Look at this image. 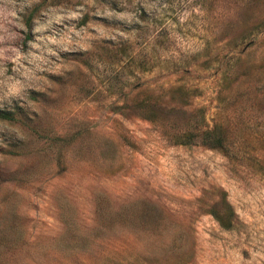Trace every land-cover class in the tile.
Here are the masks:
<instances>
[{"label": "rangeland", "instance_id": "374dc122", "mask_svg": "<svg viewBox=\"0 0 264 264\" xmlns=\"http://www.w3.org/2000/svg\"><path fill=\"white\" fill-rule=\"evenodd\" d=\"M0 110V264H264V0H0Z\"/></svg>", "mask_w": 264, "mask_h": 264}, {"label": "trees", "instance_id": "16d2710c", "mask_svg": "<svg viewBox=\"0 0 264 264\" xmlns=\"http://www.w3.org/2000/svg\"><path fill=\"white\" fill-rule=\"evenodd\" d=\"M0 118L10 119L12 118V114L7 110H0ZM197 134L198 136H200V140L203 143L207 144L208 146L211 147L222 146V139L214 129L206 128L201 130ZM227 214H229V210H227V212L225 213L226 216ZM218 218L219 220H221V222H223V218L220 215L218 216Z\"/></svg>", "mask_w": 264, "mask_h": 264}]
</instances>
